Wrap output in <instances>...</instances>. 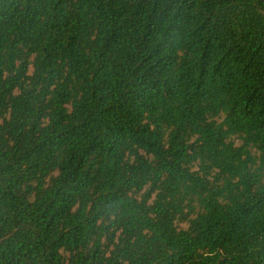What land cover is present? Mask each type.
<instances>
[{
  "label": "trees",
  "instance_id": "16d2710c",
  "mask_svg": "<svg viewBox=\"0 0 264 264\" xmlns=\"http://www.w3.org/2000/svg\"><path fill=\"white\" fill-rule=\"evenodd\" d=\"M0 264H264V0H0Z\"/></svg>",
  "mask_w": 264,
  "mask_h": 264
}]
</instances>
